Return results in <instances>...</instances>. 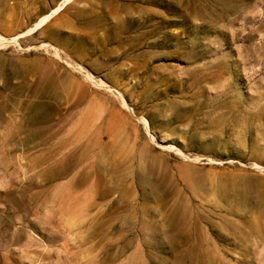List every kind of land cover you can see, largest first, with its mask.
I'll return each instance as SVG.
<instances>
[{"label": "rangeland", "instance_id": "obj_1", "mask_svg": "<svg viewBox=\"0 0 264 264\" xmlns=\"http://www.w3.org/2000/svg\"><path fill=\"white\" fill-rule=\"evenodd\" d=\"M0 264H264V0H0Z\"/></svg>", "mask_w": 264, "mask_h": 264}, {"label": "bare ground", "instance_id": "obj_2", "mask_svg": "<svg viewBox=\"0 0 264 264\" xmlns=\"http://www.w3.org/2000/svg\"><path fill=\"white\" fill-rule=\"evenodd\" d=\"M60 9H61V6L57 7V8L53 11V13H57ZM49 16H50V15L45 16L44 18H42L41 21H40V23H44V22H46L47 19L49 18Z\"/></svg>", "mask_w": 264, "mask_h": 264}]
</instances>
